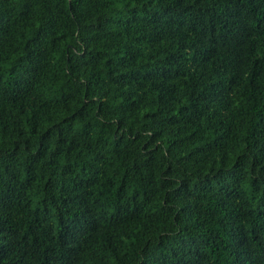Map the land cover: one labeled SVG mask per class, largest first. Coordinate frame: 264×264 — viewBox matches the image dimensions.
<instances>
[{"label": "clouds", "instance_id": "1", "mask_svg": "<svg viewBox=\"0 0 264 264\" xmlns=\"http://www.w3.org/2000/svg\"><path fill=\"white\" fill-rule=\"evenodd\" d=\"M172 3L173 0H73V12L69 10V0H51L50 10H45L42 0H34L30 22L10 30L4 43L7 58L0 52V87L6 86L10 79L8 69L26 56L25 42L41 26L44 28L33 46L40 53L35 64L21 60L12 73L16 76L25 67L34 66L35 71L30 72V91L15 105L11 101L3 104L9 128L7 132L0 130V151L10 150L13 141H20L14 162L17 190H21L28 175L26 164H32L34 177L30 185L22 188V195L9 210L18 225L15 239L20 241L27 231L34 210L37 207L43 210L45 205L41 201L46 202L48 212L37 227L39 239L35 244L29 234L30 247L23 261L20 253L25 246L21 241L8 256L0 259V264H40L46 246H54L57 264H62L64 248L58 242L61 227L58 208L65 219L73 218L74 214L80 216L85 207L91 213L79 238V251L75 258H70L72 264H140V249L146 245L154 247L163 236L171 239L179 233L187 239L189 235L205 233L209 227L213 231L220 229L216 220L225 216L227 207L217 209L210 193L197 198L193 185L221 167L231 169L242 156L246 159L237 181L241 195L234 203L246 202L244 207L250 215L240 221L246 228L261 223L256 209L264 196V182L260 180V164L255 172L250 165L253 154L258 156L264 147V140L257 138L253 146L250 132L257 111L264 106V74L256 76L255 92L250 79L253 60L264 57V33L250 34L240 46L239 65L225 68L231 59L230 50L225 47H218L204 65L192 64L190 45L195 37L191 32L185 36V47L180 49L179 37L169 36L166 31L158 40L149 41L147 34L152 26L139 20L131 21L125 31L123 21L131 17L132 9L139 18L145 16V8L150 13ZM187 4L197 6L195 0H184L182 7ZM199 7H204V0ZM184 15L187 17L188 13ZM250 23L255 27L254 19ZM9 44L18 47L13 51ZM126 45L138 51L134 59L120 65L118 59L124 55ZM85 46L88 52L101 55L94 62L87 55L81 57ZM178 50L183 53L179 74L164 81L175 87L170 99L159 100V77L139 81L118 79L120 73L143 74L153 70ZM69 55L71 61L66 59ZM109 58L111 64L106 63ZM170 69L175 71L177 64H171ZM233 76L235 83L227 92L226 107L210 104L198 120L181 118L179 109L189 105L190 98L208 90L217 80L227 83ZM86 100L90 102L85 104ZM153 113L154 119L146 116ZM171 117H176L175 122H170ZM117 120L121 121L119 127ZM17 129H22L21 134L17 135ZM48 129L51 131L42 154L32 160L40 148L41 134ZM225 130L228 133L223 148L207 147ZM153 132L158 134L152 137ZM254 176L259 185L256 190L252 187ZM50 178L55 187L49 196L44 185ZM182 179L187 180L192 190L186 198L176 194ZM62 187L72 191H62ZM66 196L74 197L76 202L62 205L61 200ZM81 196L83 203H79ZM186 203L195 205L199 215L184 216L181 209ZM209 209L214 212L210 220L206 218ZM177 214L184 216L179 223L175 219ZM201 221H204L202 226ZM44 230H48L51 240L45 237ZM220 235L226 242V232L221 230ZM251 235L249 231V238ZM69 246L75 245L64 247ZM251 246L261 257L260 264H264V248L255 240ZM202 251L207 255L204 264H214L218 252L221 264L225 257L231 259L227 250L205 246Z\"/></svg>", "mask_w": 264, "mask_h": 264}, {"label": "trees", "instance_id": "2", "mask_svg": "<svg viewBox=\"0 0 264 264\" xmlns=\"http://www.w3.org/2000/svg\"><path fill=\"white\" fill-rule=\"evenodd\" d=\"M19 3V7H17ZM34 0H0V52H4L5 58H7L8 51L4 49V43L7 41L5 38L10 34V30L14 29V26L19 25L21 28L26 26L30 22V14L33 12ZM51 0H42V6L45 10L49 9ZM194 7L192 4L184 5V0H173L172 4H166L161 7L159 11L153 10L150 13L145 8V16L137 17L135 15V9H132V15L129 19L123 21L125 24V31L128 30V26L131 21L139 20L140 23L145 25H151L152 29L148 32L149 41L158 40L165 31L169 36H178L180 49L185 47V36L188 32H191L195 39L190 47L193 49L191 56L192 64L204 65L210 57L216 54L218 47H225L230 50L231 59L228 60L225 68L231 66L237 67L240 62L241 45L247 39V37L253 32L264 33V0H204V7L201 8V0H195ZM54 6V5H53ZM69 10L75 12L73 0H69ZM260 14L257 15V11ZM187 12L186 17L184 13ZM75 19V16L73 17ZM255 20V27L250 23V20ZM44 31L43 26L37 30L35 35L25 42L24 48L26 56L18 59L17 64L21 60L27 59L30 65H34L37 56L40 54L39 50L33 46L38 43L41 33ZM21 36L23 32L20 33ZM142 38V37H141ZM9 47L14 51L15 47L9 44ZM137 49H134L131 45L125 46V53L120 56L118 63L124 65L134 59L137 54ZM87 55L89 61L94 62L101 53L95 54L88 52L87 46L85 51L80 53L83 57ZM68 61L72 60L71 55L66 58ZM227 59V57H226ZM183 60V53L177 51L176 53H170L163 64L159 67L146 71L141 74L139 71H129L127 73H120L118 79L123 80H146L152 77H159L161 80L159 100L164 101L170 99L175 93V87L164 84L165 80L179 74V68L182 67L180 63ZM107 64H111L112 60L109 58L106 61ZM176 63L177 69L172 71L170 69L171 64ZM17 64L12 65L8 69L10 79L6 82V86L0 87V130L7 132L9 123L5 119V109L3 104L11 101L15 105L17 100H23L24 96L30 91L32 87V76L30 72L35 71L33 66L31 69L25 67L23 72L17 73L16 76H12L13 72H16ZM167 64L169 67H165ZM112 69H109L111 72ZM264 74V57H257L252 62L251 79L250 84L253 87V92L256 90L255 78L258 75ZM2 75V73H0ZM235 83V76L230 78L227 83L224 80H217L215 83L209 85L208 90L199 93L196 97L190 98L191 103L189 105H182L179 109L182 114V119L185 121L198 120L200 114L206 111L210 104L227 106V92L230 91L232 85ZM90 101L86 100L85 104ZM103 102H101L102 104ZM123 107V106H122ZM99 110V105H98ZM20 111L23 112V106L21 105ZM36 113H33L35 117ZM151 115L155 118V114ZM176 117H171L170 122H175ZM18 124V121L16 122ZM221 123V121H218ZM117 127L120 126L121 121L117 120ZM34 130V129H33ZM216 129L214 128V131ZM51 129L46 130L40 136V148L32 156V160L39 157L45 147V140L49 136ZM22 129H17V135L21 134ZM228 130L216 136L213 145L223 148L224 140L227 137ZM158 133L153 132L152 137H155ZM250 135L252 136L253 146L258 142L257 138L264 140V106L256 113V119L251 126ZM119 139V138H118ZM151 139V138H150ZM25 148L28 146V141H24ZM20 141H13V147L10 150L0 151V165L3 166V172H0V259L8 256L13 248L20 244L22 241L24 244V251L20 253L21 261L23 256L27 254L28 248V236L32 235L33 244L39 239L37 233V227L40 225L41 220L47 215L48 208L45 201L44 208L41 210L37 207L33 212V218L28 222L27 231L20 237V241L15 239L18 234V225L12 219L10 214V208L13 202L18 196L22 195V188L31 184L33 180L32 164H26V171L28 175L25 178L21 190H17L16 186V171L14 169L15 154L19 149ZM147 146V143L144 147ZM153 149L152 151H154ZM151 159V156L149 157ZM245 157H238L231 169L225 170L223 167L217 169L211 176L204 175L198 184L193 185V189L198 193V197L210 193L211 197L215 199L216 207L225 208L227 212L224 217L218 218L216 223L220 224L221 228L213 231L209 227L205 233L198 234L197 236L189 235L187 239L177 233V235L171 239L167 236L160 238L158 243L149 248L147 245L140 249V255L142 260L140 264H204L207 259V255L202 251L203 247L211 246L212 250L223 249L228 251V256L224 258V264H260L261 257L252 248V241L255 240L258 244L264 248V196L261 197L257 204L256 216L260 219V224H253L251 229L245 227L240 221L250 215V211L244 207L245 201H241L240 204H235L234 201L241 195L238 190L237 181L239 180V174L242 167V163ZM224 154H221V164H223ZM264 147L259 150V155L253 154L250 168L253 172L256 171L257 164H260V180L264 182ZM171 166H169L170 170ZM67 171V169H65ZM230 178V179H229ZM90 182V181H88ZM215 182V184L213 183ZM257 178L254 176L252 180L253 190L258 188ZM55 187L54 181L51 178L45 182L44 190L49 194ZM123 187V185H122ZM181 189L183 192L181 193ZM62 191L71 192L72 189L62 187ZM177 195H182L184 198L192 194V190L188 188V182L186 179L180 181V187L176 189ZM83 196L79 203H83ZM54 202V201H53ZM75 198L66 196L61 200L62 205H70L75 203ZM184 216L191 217L194 213L199 215V209L195 205L185 204L181 209ZM58 212V222L60 224V231L58 232V242L62 248H64V260L62 264H72L70 258H75L79 251V238L81 237L86 221L90 219L91 213L87 207L80 216L73 215L71 219H65V217ZM214 215L212 209H209L206 213L208 220ZM184 216L177 214L175 217L179 223L184 219ZM204 221H201L202 224ZM94 225V222H93ZM226 232L228 239L225 242L224 238L220 235V231ZM251 231V238L248 236V232ZM44 235L47 239L51 240L52 237L48 235V230H44ZM165 241H168L165 243ZM74 244L75 246L64 247L65 245ZM54 246H46L41 253L43 259L40 260V264H57V258L54 256ZM31 264V262H30ZM214 264H221L219 259V252L217 254V260Z\"/></svg>", "mask_w": 264, "mask_h": 264}]
</instances>
